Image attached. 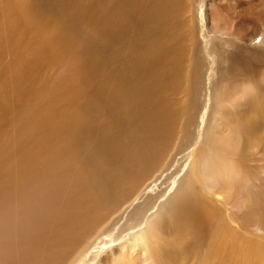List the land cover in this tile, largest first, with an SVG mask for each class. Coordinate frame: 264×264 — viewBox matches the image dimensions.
<instances>
[{
  "label": "bare ground",
  "instance_id": "6f19581e",
  "mask_svg": "<svg viewBox=\"0 0 264 264\" xmlns=\"http://www.w3.org/2000/svg\"><path fill=\"white\" fill-rule=\"evenodd\" d=\"M251 110L264 0H0V264L256 263Z\"/></svg>",
  "mask_w": 264,
  "mask_h": 264
},
{
  "label": "rangeland",
  "instance_id": "374dc122",
  "mask_svg": "<svg viewBox=\"0 0 264 264\" xmlns=\"http://www.w3.org/2000/svg\"><path fill=\"white\" fill-rule=\"evenodd\" d=\"M203 63H204V61H203ZM206 63V62H205ZM201 93H203V91H204V89H205V84H204V82H203V84L201 85ZM202 97V96H201ZM251 111H253V112H249V111H247V112H249L250 114H252L253 116H255V117H258L259 118V116L260 117H263V122H264V113L262 114V115H259V112H258V110H251ZM256 111V112H255ZM249 113H247V114H249ZM258 113V114H257ZM244 120V118H242V121ZM261 128V129H260ZM263 128H264V125H263ZM258 130V131H257ZM256 131H257V133H256ZM263 131V129H262V127H257V129L255 130V133H256V135L254 136V138H257V137H259L260 135H261V132ZM253 138V139H254ZM184 153H180V154H178L177 155V157H176V160L171 164V166L169 167V169H168V172H170L171 174H172V177L177 173V171H178V169H179V167H180V162H179V160H180V158L182 157V155H183ZM256 157H259L258 156V154H256ZM246 168H247V170H248V172L249 173H251V174H253L254 173V169L252 168V164H247V166H246ZM264 168V167H263ZM264 170V169H263ZM168 180V182H169V178L167 179ZM166 183H167V181H166ZM164 187V184H161V185H158L157 186V189L158 188H163ZM263 192H264V188H263ZM243 231V230H242ZM256 232H253V231H249V233L248 232H242V234H243V237H246V238H249V239H254L255 241H256V238H257V240L258 239H260L258 242L259 243H261V250H260V256L257 258V261H256V263H253V264H264V236H260V235H256L255 234ZM255 243V242H254ZM256 244V243H255ZM263 246V247H262ZM260 258V259H259ZM87 262V260H85L84 261V263H86Z\"/></svg>",
  "mask_w": 264,
  "mask_h": 264
}]
</instances>
